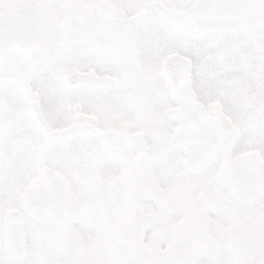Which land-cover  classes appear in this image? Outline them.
I'll return each mask as SVG.
<instances>
[{
    "label": "snow or ice",
    "instance_id": "snow-or-ice-1",
    "mask_svg": "<svg viewBox=\"0 0 264 264\" xmlns=\"http://www.w3.org/2000/svg\"><path fill=\"white\" fill-rule=\"evenodd\" d=\"M0 264H264V0H0Z\"/></svg>",
    "mask_w": 264,
    "mask_h": 264
}]
</instances>
